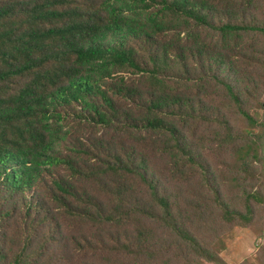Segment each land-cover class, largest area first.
<instances>
[{
	"label": "trees",
	"instance_id": "obj_1",
	"mask_svg": "<svg viewBox=\"0 0 264 264\" xmlns=\"http://www.w3.org/2000/svg\"><path fill=\"white\" fill-rule=\"evenodd\" d=\"M263 161L264 0H0V264H264Z\"/></svg>",
	"mask_w": 264,
	"mask_h": 264
},
{
	"label": "rangeland",
	"instance_id": "obj_2",
	"mask_svg": "<svg viewBox=\"0 0 264 264\" xmlns=\"http://www.w3.org/2000/svg\"><path fill=\"white\" fill-rule=\"evenodd\" d=\"M80 133V130L75 132L76 135ZM94 136H96L94 132L83 131V137L94 138ZM63 237L66 238V236ZM224 240L225 247L221 250V254L229 264H237L243 259H249L251 263L258 264L254 254L261 239L256 237L251 230L234 227L226 234ZM57 247L55 245L54 249H56L57 255L60 256L61 254Z\"/></svg>",
	"mask_w": 264,
	"mask_h": 264
},
{
	"label": "water",
	"instance_id": "obj_3",
	"mask_svg": "<svg viewBox=\"0 0 264 264\" xmlns=\"http://www.w3.org/2000/svg\"><path fill=\"white\" fill-rule=\"evenodd\" d=\"M264 162V161H263Z\"/></svg>",
	"mask_w": 264,
	"mask_h": 264
}]
</instances>
